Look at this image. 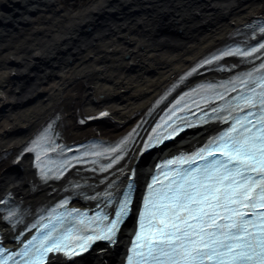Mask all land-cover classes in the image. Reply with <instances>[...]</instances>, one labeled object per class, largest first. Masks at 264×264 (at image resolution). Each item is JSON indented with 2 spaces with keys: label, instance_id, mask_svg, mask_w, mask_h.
I'll list each match as a JSON object with an SVG mask.
<instances>
[{
  "label": "bare ground",
  "instance_id": "6f19581e",
  "mask_svg": "<svg viewBox=\"0 0 264 264\" xmlns=\"http://www.w3.org/2000/svg\"><path fill=\"white\" fill-rule=\"evenodd\" d=\"M42 7L53 8H44L53 14L43 18L47 24L23 16ZM256 16L264 17V0H92L79 9L63 8L61 0H0V233L6 244L56 199L69 196L73 205L86 206L94 204L86 195L99 189L110 188L105 196L120 192L132 168L137 201L157 158L203 142L217 122L141 153L137 141L148 123L140 119L150 111L153 119L186 86L258 64L228 58L209 67L206 56L231 40H258L259 25L248 22ZM20 30H26L21 37L4 33ZM138 37L146 42L137 45ZM126 52L130 60L116 64ZM97 59L109 61L106 70L93 63ZM125 138L123 158L108 170L80 165L49 179L33 161L37 146L79 141L102 147ZM130 220L114 245L97 243L73 259L57 254L47 264H121Z\"/></svg>",
  "mask_w": 264,
  "mask_h": 264
},
{
  "label": "snow or ice",
  "instance_id": "6c2138e0",
  "mask_svg": "<svg viewBox=\"0 0 264 264\" xmlns=\"http://www.w3.org/2000/svg\"><path fill=\"white\" fill-rule=\"evenodd\" d=\"M259 49H264V43L225 55L252 56ZM256 72L262 74L249 72L238 78L242 88L232 82L231 91L241 93L232 98L234 102L223 92L203 95L215 91L212 86L196 91L204 106L225 101L211 107L210 113L229 127L193 154L168 160L163 167L175 168L163 172L167 182L156 177L148 185L127 264H264V64ZM188 98L204 112L200 123L212 118L193 94ZM186 109L193 111L182 96L166 113V127L155 136L156 142L192 125L187 116H176ZM149 139L151 143L153 138ZM127 187L129 191L122 193L123 199L116 201L118 209L111 214L87 218L86 213L68 212L55 220L48 216V222H41L38 234L20 251L6 254L0 247V264H21L16 257L24 264H41L48 252L71 255L77 247L86 250L93 239L114 243L131 202L132 184ZM73 237L76 244L69 243Z\"/></svg>",
  "mask_w": 264,
  "mask_h": 264
},
{
  "label": "rangeland",
  "instance_id": "374dc122",
  "mask_svg": "<svg viewBox=\"0 0 264 264\" xmlns=\"http://www.w3.org/2000/svg\"><path fill=\"white\" fill-rule=\"evenodd\" d=\"M21 2L22 3H24L25 2V0L24 1H22L21 0ZM90 2H92V0H61V5L63 6V8H66V9H69V8H71V9H79L80 7H82V6H85V5H88ZM5 5L7 6L8 5V3H5ZM47 9V8H50V9H53V8H51V7H42L41 8V10H43L42 12H36V14L35 13H31L30 14V16H28L26 13L25 14H23V16L26 18V20H30V21H34V20H36L37 22H41L42 24H44V23H46L47 24V21H45V19L43 20V18L44 17H48V18H52V16L51 15H53L52 13H49V12H47V11H44L45 9ZM5 13H7V12H5ZM13 24H16L17 22H15V19L13 18V17H11V20H10ZM52 23V21L50 22L49 21V24H51ZM161 24H163V23H161ZM44 26H46V25H44ZM242 27V26H241ZM20 28V27H19ZM238 30H240V29H238ZM238 30H237V32H238ZM234 30H232V31H230L229 33H231V32H233ZM1 32H3L2 30H1ZM26 32V30H20V31H17V33H9V32H4L5 34H9V35H11V36H14V37H21L24 33ZM131 35H133L134 36V34H132V33H130ZM200 34H202V31L200 32ZM199 36H201V35H198L197 37H199ZM138 39H139V42L140 43H138L137 45H142L144 42H146L145 40H142L141 39V37H138ZM160 41V40H159ZM158 40H156L155 42H159ZM150 42V40L148 41V43ZM140 53H142V52H140ZM120 56H119V58H117L115 61L117 62L116 64H119V62H126V61H129L130 59V56H131V53L129 54L128 52H126V53H124V54H119ZM89 56L90 57H93L94 55H93V53H90L89 54ZM126 57V58H125ZM67 58V57H66ZM139 58H140V56H139ZM73 59V57H71V59L69 58V56H68V62H71V60ZM92 59V58H91ZM142 59V58H141ZM100 60H102V59H97L96 61H94L93 63L94 64H97V65H107L108 66V63H109V61L107 60V61H100ZM92 61V60H91ZM98 61V62H97ZM104 65L101 67L102 68V70L104 69ZM104 70H106V69H104ZM105 95H108V93L107 92H105ZM13 97V96H12ZM42 98H43V100H45L46 99V96L44 95V96H42ZM113 112V110L111 111L110 110V113H112ZM74 203V202H73ZM134 219V217H132L131 218V220H130V223L132 224L133 223V220Z\"/></svg>",
  "mask_w": 264,
  "mask_h": 264
}]
</instances>
